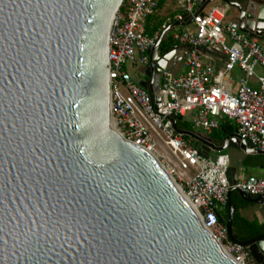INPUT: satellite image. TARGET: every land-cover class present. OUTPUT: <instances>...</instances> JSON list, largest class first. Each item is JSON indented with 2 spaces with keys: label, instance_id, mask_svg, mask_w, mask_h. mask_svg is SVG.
I'll list each match as a JSON object with an SVG mask.
<instances>
[{
  "label": "water",
  "instance_id": "water-1",
  "mask_svg": "<svg viewBox=\"0 0 264 264\" xmlns=\"http://www.w3.org/2000/svg\"><path fill=\"white\" fill-rule=\"evenodd\" d=\"M218 1L264 40V1ZM122 2L0 0V264H237L157 157L113 126L109 38ZM170 27L150 52L149 86L140 83L151 92L171 68L174 49L159 56ZM172 121L206 154H264L235 131L216 145ZM231 192L228 236L264 264V233H233Z\"/></svg>",
  "mask_w": 264,
  "mask_h": 264
},
{
  "label": "built area",
  "instance_id": "built-area-1",
  "mask_svg": "<svg viewBox=\"0 0 264 264\" xmlns=\"http://www.w3.org/2000/svg\"><path fill=\"white\" fill-rule=\"evenodd\" d=\"M205 1L179 0L181 12L169 16L150 34L146 20L156 11L158 1L123 0L109 38L111 118L124 139L154 154L180 184L202 224L225 253L237 264H257L249 247L230 240L218 211L228 206V194L234 189L253 197L264 196V177L242 174L232 181L229 155L223 151L206 154L178 133L172 121L188 117L195 130L209 135L226 118L235 123L240 140L264 153V40L242 31L239 21L228 16L231 9L226 3H210L197 12ZM187 21L193 29L181 25L172 32L177 44L188 47L185 70L175 73L172 68L164 69L158 91H149L134 79L133 70L149 67L150 52L164 29ZM203 48L218 49L225 55L222 69L211 58L203 57ZM236 67L243 74L232 92L226 74ZM251 77H256V86L249 83Z\"/></svg>",
  "mask_w": 264,
  "mask_h": 264
},
{
  "label": "trees",
  "instance_id": "trees-1",
  "mask_svg": "<svg viewBox=\"0 0 264 264\" xmlns=\"http://www.w3.org/2000/svg\"><path fill=\"white\" fill-rule=\"evenodd\" d=\"M161 5L162 0L158 2V7ZM157 9L146 20L147 31L150 34L156 31L162 24V19H158L156 17ZM175 43L176 42L174 41L172 35L166 34L161 40L159 46V53L163 55L166 54L175 45ZM176 125L179 129L195 131V128L193 127V124L188 117H176ZM235 130V123L225 118L220 121L219 127L214 129L209 134V136L212 138L213 142L216 145H221L226 134L232 133ZM184 137L185 139L192 142L190 137L186 135ZM214 154H216V152H214L213 155ZM242 163L246 169L252 166L264 168V154H248L243 159ZM230 169H232L231 166ZM231 201L234 206L232 230L237 239L244 241L264 233V221L261 222L257 218L249 219L248 217L244 216L241 212V210L250 205L251 202L245 200L244 197L235 189L231 192ZM218 215L219 220L226 225V221L228 219V206H225L224 208L220 209L218 211Z\"/></svg>",
  "mask_w": 264,
  "mask_h": 264
},
{
  "label": "crops",
  "instance_id": "crops-1",
  "mask_svg": "<svg viewBox=\"0 0 264 264\" xmlns=\"http://www.w3.org/2000/svg\"><path fill=\"white\" fill-rule=\"evenodd\" d=\"M157 1L159 2L160 0H157ZM235 1H242V0H235ZM255 1H262L263 2L264 0H255ZM222 3H224V2H221V1H218V0L212 2V4H222ZM177 12H181V6L179 4V0H162V5L159 6L158 9H157L156 17L158 19H162V23H164L166 21L165 19H167L172 14L174 15ZM228 16L230 18H235L233 13H232V11H230L228 13ZM170 25H171V27L166 32V34H171L172 35V32H173V30H174V28L176 26L183 25L187 29H193L194 28V25L190 21H187V22H185L183 24H178V23L174 22V23H171ZM172 48L174 50H173V52H172V54L170 56L168 64L175 71V73H181V72H183L185 70L184 59H185V56H186V54L188 52V47H186L184 45H181V44L175 43V45ZM202 54H203L204 58H211L212 60H214L218 69H222L223 68V64H224V61H225V55L222 52H220L218 49L217 50H208V49L203 48L202 49ZM162 55L163 54L159 53L160 57H162ZM136 70H140L141 73L144 74L145 78H140L137 74H135ZM135 71L133 72V77L139 83H140L141 80H144V79H147V78L150 79V77L148 75L147 67H139V68L135 69ZM257 72L260 73V74L263 73V71L261 69H258ZM242 74H243V72H242V70L239 67H236L233 71H231V72L226 74V82H227V87L229 88V90H231L232 92L236 91L238 79L242 76ZM249 83L251 85H253V86H256L258 84L256 77L249 78ZM195 131H200V132L206 134L202 130H195ZM206 135H208V134H206ZM231 148H235V147H231ZM214 152L215 151L211 150L210 154L213 155ZM223 153L228 154L226 152H223ZM248 154H251V153H246L245 151H243V154H242L241 158L237 162L232 161L231 158H230V155L228 154L229 158H230V166L232 167L231 175H230L231 178L239 177L242 174L264 177V174L263 175H258V174H255V173H248V170L250 168H254V167L257 168L258 166H252V167H249L247 169L243 166L242 161ZM259 168L264 169L262 167H259ZM250 205H252V207H253V209L255 211H251V213L249 215L243 214V210H246L247 208H249ZM250 205H248L247 207H245L244 209L241 210L242 214L244 216L248 217L249 219L257 218L261 222L264 221V213H263L264 205H259V204H256V203H251Z\"/></svg>",
  "mask_w": 264,
  "mask_h": 264
},
{
  "label": "rangeland",
  "instance_id": "rangeland-1",
  "mask_svg": "<svg viewBox=\"0 0 264 264\" xmlns=\"http://www.w3.org/2000/svg\"><path fill=\"white\" fill-rule=\"evenodd\" d=\"M133 71H135V70H133ZM135 74H137L140 78H145L144 74H142L140 70H136ZM162 150H163L164 153H167V151H165V149H162ZM223 152L228 153L230 155L231 160L234 161V162L239 161V159L241 158V156L243 154L242 149H240V148H231V147L226 148ZM248 173H255V174H258V175H263L264 174V169H261L259 167H257V168L254 167V168H250L248 170ZM175 178H176V176H175ZM251 211H255L253 209L252 205H250L249 208H247L246 210H243V214L249 215L251 213ZM263 213H264V208H263Z\"/></svg>",
  "mask_w": 264,
  "mask_h": 264
},
{
  "label": "bare ground",
  "instance_id": "bare-ground-1",
  "mask_svg": "<svg viewBox=\"0 0 264 264\" xmlns=\"http://www.w3.org/2000/svg\"><path fill=\"white\" fill-rule=\"evenodd\" d=\"M174 182L176 183L177 188L179 189V191H181L182 195L187 199V197L185 196L183 189L181 188L180 184H177V182L175 181L174 177L172 176ZM188 200V199H187Z\"/></svg>",
  "mask_w": 264,
  "mask_h": 264
},
{
  "label": "flooded vegetation",
  "instance_id": "flooded-vegetation-1",
  "mask_svg": "<svg viewBox=\"0 0 264 264\" xmlns=\"http://www.w3.org/2000/svg\"><path fill=\"white\" fill-rule=\"evenodd\" d=\"M149 80L150 79H144V80H141L140 83H145L147 86H149Z\"/></svg>",
  "mask_w": 264,
  "mask_h": 264
}]
</instances>
